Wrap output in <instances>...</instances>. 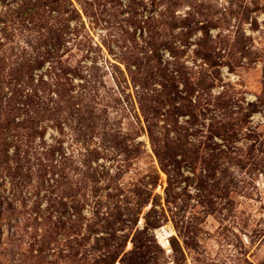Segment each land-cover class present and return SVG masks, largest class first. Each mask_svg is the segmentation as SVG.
Segmentation results:
<instances>
[{"label":"trees","instance_id":"obj_1","mask_svg":"<svg viewBox=\"0 0 264 264\" xmlns=\"http://www.w3.org/2000/svg\"><path fill=\"white\" fill-rule=\"evenodd\" d=\"M263 11V0H0V264H160L155 230L171 224L179 254V240L253 197L264 75L248 100L223 68L263 59L252 34ZM100 15L112 33L85 43Z\"/></svg>","mask_w":264,"mask_h":264},{"label":"rangeland","instance_id":"obj_2","mask_svg":"<svg viewBox=\"0 0 264 264\" xmlns=\"http://www.w3.org/2000/svg\"><path fill=\"white\" fill-rule=\"evenodd\" d=\"M223 2V0H220ZM264 2V0H263ZM99 16V23L86 21V28L81 31V37L85 40V43L92 42V44H100L103 39H106L109 34L112 33V28H108L105 24L106 17ZM259 20L261 23V30L258 32H252L255 38V46L258 47L264 53V11L259 14ZM16 32L20 33L18 28ZM2 33V30L0 29ZM250 33V30H248ZM0 33V36H1ZM17 35V34H16ZM4 36V35H2ZM11 37L7 39L10 44L16 43L21 39L20 44H24L23 38ZM84 42V41H83ZM84 45V44H83ZM80 47V46H78ZM77 46L73 48L75 58L73 62L79 60L86 50L77 49ZM104 55L107 54L103 50ZM99 53H91V55H98ZM112 58L111 55L107 54ZM99 59L103 61V58L99 56ZM191 62V61H190ZM224 74L227 80L233 81L237 84L238 88H243L246 91V97L248 100H254L255 94L261 90V81L264 75V56L263 59L257 61L256 64H252L247 69H238L235 72H228L227 67L223 68ZM111 82V80H109ZM264 120L260 114L255 116V122ZM123 126H130L128 119L123 121ZM147 141L146 137L141 138ZM149 147V145H148ZM151 157H146L138 163L139 166L145 167L152 162ZM133 177V174H129L127 179ZM259 184V191H256L253 197H239L233 215H230L225 220L222 215H213L209 217L205 223L201 225L203 230L195 239L187 240V243L183 239L179 240L181 252L176 254L172 251L170 246V237L175 234V231L171 224H166L162 228L155 230L158 243L166 249V259L161 261L160 264H264V179L260 177L257 180ZM158 191H162L158 188ZM147 210V209H145ZM224 209L223 212H226ZM227 213V212H226ZM140 226H143V220L141 219ZM167 231L168 235V249L162 245L159 239V232ZM132 247L131 243H128V249ZM169 250V251H168ZM176 256V257H175Z\"/></svg>","mask_w":264,"mask_h":264},{"label":"bare ground","instance_id":"obj_3","mask_svg":"<svg viewBox=\"0 0 264 264\" xmlns=\"http://www.w3.org/2000/svg\"><path fill=\"white\" fill-rule=\"evenodd\" d=\"M168 235H170L166 230L165 231H163V230H161L160 232H159V239H160V242L162 243V245L164 246V247H166L167 249L169 248L168 247V242H167V236ZM169 251V250H168Z\"/></svg>","mask_w":264,"mask_h":264},{"label":"water","instance_id":"obj_4","mask_svg":"<svg viewBox=\"0 0 264 264\" xmlns=\"http://www.w3.org/2000/svg\"><path fill=\"white\" fill-rule=\"evenodd\" d=\"M167 242H168V240H167ZM169 243V242H168Z\"/></svg>","mask_w":264,"mask_h":264}]
</instances>
